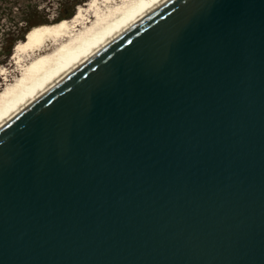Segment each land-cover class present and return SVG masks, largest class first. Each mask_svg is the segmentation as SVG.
Instances as JSON below:
<instances>
[{
  "label": "water",
  "instance_id": "95a60500",
  "mask_svg": "<svg viewBox=\"0 0 264 264\" xmlns=\"http://www.w3.org/2000/svg\"><path fill=\"white\" fill-rule=\"evenodd\" d=\"M0 264H264V0H167L2 125Z\"/></svg>",
  "mask_w": 264,
  "mask_h": 264
},
{
  "label": "bare ground",
  "instance_id": "6f19581e",
  "mask_svg": "<svg viewBox=\"0 0 264 264\" xmlns=\"http://www.w3.org/2000/svg\"><path fill=\"white\" fill-rule=\"evenodd\" d=\"M166 1L87 0L70 18L17 42L14 69L0 67V127Z\"/></svg>",
  "mask_w": 264,
  "mask_h": 264
},
{
  "label": "rangeland",
  "instance_id": "374dc122",
  "mask_svg": "<svg viewBox=\"0 0 264 264\" xmlns=\"http://www.w3.org/2000/svg\"><path fill=\"white\" fill-rule=\"evenodd\" d=\"M57 1L58 0H0V67L6 66L9 69H14L11 67L13 47L17 42L27 38L30 33L34 31L33 28H31L34 26L32 25L33 23H36L37 20H44L45 24H52L55 22V11L58 5ZM28 3L34 7L36 5V11L38 12L32 16V19L36 20V22L27 24L23 19H25L28 13L33 12V7H28ZM29 10H31V12ZM17 73L18 72H16V74Z\"/></svg>",
  "mask_w": 264,
  "mask_h": 264
},
{
  "label": "trees",
  "instance_id": "16d2710c",
  "mask_svg": "<svg viewBox=\"0 0 264 264\" xmlns=\"http://www.w3.org/2000/svg\"><path fill=\"white\" fill-rule=\"evenodd\" d=\"M29 1V0H27ZM42 1H46V0H42ZM84 1L86 0H58V5L56 7V18H55V22L52 23V24H56L60 21H62L63 19H66V18H70L74 13H75V9L76 7L83 3ZM31 6L29 5L28 3V7ZM33 7V12H31V10H29L31 13H28L25 17V19H23L27 24L28 23H33V22H36V20H33L32 19V16L35 15L38 11H36V5L35 7L34 6H31ZM45 21L44 20H37L36 23H33L31 28H33V30H35L36 28L38 27H41V26H47V25H50V24H45L44 23ZM43 23V24H42Z\"/></svg>",
  "mask_w": 264,
  "mask_h": 264
}]
</instances>
